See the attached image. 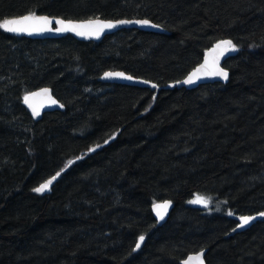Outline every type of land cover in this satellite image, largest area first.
<instances>
[{
  "label": "trees",
  "instance_id": "obj_1",
  "mask_svg": "<svg viewBox=\"0 0 264 264\" xmlns=\"http://www.w3.org/2000/svg\"><path fill=\"white\" fill-rule=\"evenodd\" d=\"M29 11L145 18L163 32L0 29V264H180L203 249L207 264H264V217L236 229L264 212V0H0V18ZM224 39L237 46L226 82L165 87ZM107 70L158 87L99 82ZM45 86L64 110L34 120L23 98ZM197 192L212 210L187 204ZM164 200L173 208L158 225Z\"/></svg>",
  "mask_w": 264,
  "mask_h": 264
},
{
  "label": "snow or ice",
  "instance_id": "obj_2",
  "mask_svg": "<svg viewBox=\"0 0 264 264\" xmlns=\"http://www.w3.org/2000/svg\"><path fill=\"white\" fill-rule=\"evenodd\" d=\"M139 24L143 26H152L159 27V25L151 24V21L147 19L141 20H101L99 18L88 19L82 21H73L70 19H64L59 16H47V15H37L35 12L29 11L27 14L17 15L14 17H3L0 18V29L7 33H27L29 35L33 33H43V32H74L77 36H96L98 37L105 29H112L118 25L124 24ZM53 24L56 26L53 27ZM237 46L233 43L232 40H221L217 42L212 49L205 53L204 62L201 63L198 67L194 68L190 72L187 78L183 81L185 84L194 83L196 80L201 77H221L222 79L228 78V72L220 67V58L224 56L225 53L229 51H236ZM105 77H121L127 80H132V76H125L122 72H106ZM147 84L149 81H143ZM180 83V81H177ZM153 88H156L157 85L152 84ZM50 90L47 88L40 89L38 92L29 93L24 96V103L32 109L33 115H39L38 108L31 102L33 97L45 96L51 100L53 104H56L57 101L52 99L49 95ZM63 107V105H60ZM108 143V141H105ZM96 147H100L97 145ZM95 149L89 148V152H93ZM72 161H69L68 164H72ZM67 167V166H66ZM63 171V169L61 170ZM60 176V172H57L55 176H52L50 179L41 183L38 187L32 189L33 192L43 193L49 188V186ZM169 201H164L162 204L153 203V210L156 212V215L163 219L162 209L168 207ZM189 203L194 204H204L207 206L209 200L207 198L197 196L195 199L189 201ZM229 216H232L233 213L229 212ZM258 216L264 217V212L257 213ZM253 216H240V224L237 227H243L249 224L250 221L254 220ZM235 231V229H233ZM145 240L143 235H140L135 243V248L133 251H136L141 247V243ZM203 251L196 253L195 255L189 256L182 264H204Z\"/></svg>",
  "mask_w": 264,
  "mask_h": 264
},
{
  "label": "water",
  "instance_id": "obj_3",
  "mask_svg": "<svg viewBox=\"0 0 264 264\" xmlns=\"http://www.w3.org/2000/svg\"><path fill=\"white\" fill-rule=\"evenodd\" d=\"M90 19H95V18H90ZM101 19V18H99ZM141 19H145V18H133V19H128V18H122V19H101V20H141ZM72 20V19H70ZM84 20H88V19H84ZM148 20V19H147ZM73 21H82V20H73ZM150 21V20H149ZM151 24H154V25H158V24H155L154 22L151 21ZM56 25L53 24V27H55ZM123 28H134V29H140V30H144V31H151V32H163V28L161 26L159 27H152L150 25L148 26H143V25H139V24H124V25H118L112 29H105L98 37L96 36H77L74 32H64V33H57V32H43V33H33L31 35L27 34V33H20V34H15V35H22V36H27V37H31V38H54V37H59V36H62L64 34H67V33H71L74 37H76L77 39L79 40H93V41H97L101 38H103L105 35H108V34H111V33H114L116 32L117 30H120V29H123ZM14 34V33H13ZM224 40H229V39H224ZM221 41V40H219ZM217 41V42H219ZM215 42L210 48H208L204 54H203V57H202V60L200 61V63L198 65H196L194 68L198 67L201 63L204 62V58H205V53L208 52L210 49L213 48V46L217 43ZM231 55H233V51H229L227 53L224 54V56H222L220 58V67L224 68L223 66V63L225 60H227V58H229ZM193 68V69H194ZM193 69L190 70V72L193 71ZM225 69V68H224ZM226 70V69H225ZM228 72V70H226ZM106 72H112V73H115V72H122L125 74V76H131L130 74H127L121 70H107V71H104L99 77H98V81L99 82H103V83H119V84H125V85H133V86H138V87H148L152 90H155L156 88H153L152 87V84H155L157 85L156 83H153L151 81H149V83L145 84L143 83V81H147V80H144V79H141V78H136V77H133L132 80H127V79H124V78H121V77H105V73ZM189 72V73H190ZM187 73L184 78H182L181 80H178L180 81V83H177V81L175 82H172V83H169L166 87L168 88H171V87H184V88H187V89H191V88H195L197 87L198 85L200 84H204V83H212V82H226L228 80V78L225 80V79H222L221 77H201L200 79L196 80L194 83H191V84H185L183 83V81L187 78L188 74ZM228 77H229V72H228ZM43 88H47L50 90V93L49 95L51 96L52 99L56 100L57 103L56 104H53L51 102L50 99H48L47 97L45 96H37V97H33L31 99V102L38 108L39 110V115H33L32 113V109L28 107L27 104L24 103V98H23V104L25 106V108L29 111V114L32 116V118L34 120H38L42 117L43 113H46V112H51V111H55V110H64V105L57 100V98L52 94V89L50 87H41V88H38V89H35L31 92H28L27 94L29 93H34V92H38L40 89H43ZM60 105H63V107H61ZM164 201H169L170 203L168 204V207L166 209H162V213H163V219L159 218L157 215H156V212L153 210V207H152V213H153V216L157 222L158 225H162L166 222L169 214H170V211L172 210L173 208V202L171 200H164ZM164 201H158V202H155V203H159V204H162ZM153 206V205H152ZM241 216H253L255 217L254 220L250 221L249 224L243 226V227H237L238 224H240V220H239V217L237 218V225H236V229L238 231H243L245 229H248L249 227H251L257 220L261 219L262 217L261 216H258L257 213L256 214H244V215H241ZM143 243V242H142ZM141 243V245H142ZM140 249V248H139ZM137 249V250H139ZM136 250V251H137ZM201 251H203L204 255H203V259H204V264H207L206 263V260H205V249L203 250H199V251H196V252H192L190 254H188L184 259H182L180 261V264H182V262L184 260H186L189 256H192V255H195L196 253H200Z\"/></svg>",
  "mask_w": 264,
  "mask_h": 264
},
{
  "label": "rangeland",
  "instance_id": "obj_4",
  "mask_svg": "<svg viewBox=\"0 0 264 264\" xmlns=\"http://www.w3.org/2000/svg\"><path fill=\"white\" fill-rule=\"evenodd\" d=\"M73 161V160H72ZM69 165V164H67ZM50 188V186H49ZM48 188V189H49ZM47 189V190H48ZM45 190V191H47ZM197 196H201V197H204V198H207L209 200V203L207 204V206H205L204 204H194V203H189V201L195 199ZM187 204L188 205H191V206H194V207H198V208H202V209H208V210H212L213 209V200H212V197L209 196L208 194H203V193H194L188 200H187ZM235 218L238 217V215H233Z\"/></svg>",
  "mask_w": 264,
  "mask_h": 264
},
{
  "label": "bare ground",
  "instance_id": "obj_5",
  "mask_svg": "<svg viewBox=\"0 0 264 264\" xmlns=\"http://www.w3.org/2000/svg\"><path fill=\"white\" fill-rule=\"evenodd\" d=\"M202 57H203V56H202ZM224 68H225V67H224ZM225 69H226V68H225ZM226 70H227V69H226ZM189 72H190V71H189ZM189 72H188V73H189ZM136 78H138V77H136ZM183 78H184V77H183ZM141 79H142V78H141ZM181 79H182V78H181ZM181 79H179V80H181ZM144 80H145V79H144ZM147 81H148V80H147ZM176 81H178V80H176ZM172 82H175V81H172ZM172 82H170V83H172ZM153 83H154V82H153ZM156 84H157V83H156ZM168 84H169V83H168ZM168 84H166L165 87H166ZM157 87H158V85H157ZM167 88H168V87H167ZM191 89H193V88H191ZM254 214H256V213H254ZM143 242H144V241H143ZM142 244H143V243H142ZM141 246H142V245H141ZM134 248H135V247H134ZM140 248H141V247H140ZM137 251H138V250H137ZM185 257H186V256H185ZM185 257H184V258H185ZM184 258H183V259H184Z\"/></svg>",
  "mask_w": 264,
  "mask_h": 264
}]
</instances>
